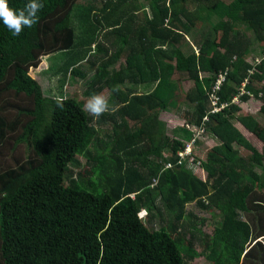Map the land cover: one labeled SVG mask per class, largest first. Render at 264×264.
Segmentation results:
<instances>
[{
	"label": "trees",
	"instance_id": "16d2710c",
	"mask_svg": "<svg viewBox=\"0 0 264 264\" xmlns=\"http://www.w3.org/2000/svg\"><path fill=\"white\" fill-rule=\"evenodd\" d=\"M41 2L39 22L19 36L0 22V264H263L264 127L241 106L258 102L264 118V0ZM44 57L60 76L56 96L31 76ZM86 64L82 95L107 91L115 113L94 118L64 92ZM223 72L215 95L228 108L211 115ZM181 81L193 83L186 126L218 142L199 161L204 178L180 162L195 132L169 137L159 119ZM244 82L252 96L236 104ZM189 204L219 213L211 232Z\"/></svg>",
	"mask_w": 264,
	"mask_h": 264
},
{
	"label": "rangeland",
	"instance_id": "374dc122",
	"mask_svg": "<svg viewBox=\"0 0 264 264\" xmlns=\"http://www.w3.org/2000/svg\"><path fill=\"white\" fill-rule=\"evenodd\" d=\"M80 1H89V0H80ZM206 25L203 26V28H199V30L201 32H204L205 30H208L210 28V26L208 25V23H205ZM245 28V27H243ZM250 35L253 36V34L250 31ZM193 49H195L194 47H192ZM92 49H94V47H92ZM261 49L258 48V46L255 44L253 47V51L251 54V58H254L256 56V60L260 59L261 56ZM59 65L61 66L64 61H58ZM49 65L48 64V60L46 57L43 58V60L41 61V63L39 64V66L31 72V76L35 77L43 86V89L45 90V92L47 91V88L49 89L50 93L53 94L54 96H56L58 94L59 91V87H60V76L56 75V66L51 67L49 69ZM89 66L86 64L85 66H83L82 71L85 73L86 78H81V76H71L68 78V84H66L63 87V90L65 93H67L69 96L76 98L77 102L82 103L83 105L85 104V102L87 101V98H85L82 93L84 91V82H86V79L89 78V76L91 75V73L88 71ZM175 80H179L178 75L174 77ZM193 86V83L189 82V81H181L179 83L177 92H176V97H175V105L173 106L172 102L170 104V106H172V108H168L169 112H162L159 115V119L161 122H163L166 125V129H167V135L169 137H171V135L173 134V131L175 130H179L182 129L183 127L186 128V121H184L182 119L183 114L186 111H189L191 108L189 106H187V104L185 103V92ZM152 88V86H146V87H136L135 91L136 92H140V93H144V92H148L150 91V89ZM103 94L109 98V93L107 91H104ZM257 107H258V102L256 101H251L249 103L244 104L241 106V109L250 115H253V117L261 124L262 127H264V118L262 116H260L257 112ZM238 122V121H237ZM239 125V124H238ZM245 135L249 137L248 141L251 142L252 146H254L255 148H257L258 150H261L262 145L258 143V141L254 138L251 137L252 135L248 134L247 132H245ZM197 141V147L195 148L193 154L194 156L198 157L197 160L202 161L205 159L206 153L207 151L213 147L218 145V142L216 139H208L205 141L200 138ZM242 149V148H241ZM20 150V149H18ZM242 153L246 154L247 150L242 149ZM11 152H8V154H6V156L9 155V159L11 158ZM79 162L81 164V167H83L84 165V159H79ZM190 163V162H189ZM187 167H189L195 174H197L198 176H200L201 178L205 177V171H203V169L200 167L199 162H195L194 164H187V162L184 163ZM79 168V169H80ZM78 169H75V171H77ZM188 210H192L195 213H197L198 218H204L205 219V224L202 227V231L203 232H211L212 229V225L216 224L217 222H219L220 220V216L219 213L216 211L214 213H209L207 211H203V210H199L198 208H195L193 206V204H189L188 205ZM142 217V221L143 223L147 226V228L149 229H157L158 228V224L156 225H150L146 218H145V214L142 212L141 214ZM154 222L158 223V218L154 219ZM195 249L197 251H199V247H195ZM194 263L197 264H209L208 262H206L203 258H199L197 260H195Z\"/></svg>",
	"mask_w": 264,
	"mask_h": 264
},
{
	"label": "clouds",
	"instance_id": "9594fccd",
	"mask_svg": "<svg viewBox=\"0 0 264 264\" xmlns=\"http://www.w3.org/2000/svg\"><path fill=\"white\" fill-rule=\"evenodd\" d=\"M43 7L44 4L41 0H28L24 7L19 9L10 7L9 0H0V22H2L14 36H19L25 28H32L39 22L38 13ZM112 91L119 93L121 91V86L119 84L114 85ZM66 99V96L57 97V107L63 109ZM83 111L94 118H98L108 112L115 113L117 108H110L108 98L101 92L95 93L87 99Z\"/></svg>",
	"mask_w": 264,
	"mask_h": 264
},
{
	"label": "built area",
	"instance_id": "2783aa9c",
	"mask_svg": "<svg viewBox=\"0 0 264 264\" xmlns=\"http://www.w3.org/2000/svg\"><path fill=\"white\" fill-rule=\"evenodd\" d=\"M263 58H264V54H263ZM260 62V59L255 61L254 66H256V64H258ZM253 72V70H252ZM227 77V72H223V73H219L217 75V79L214 85V88L212 89L213 92L209 94V102H210V111L209 113L211 115L213 114H217L221 111H223L224 109L228 108V105H219L218 104V98L216 97V92L220 89L221 84L224 82V80H226ZM247 82H244L242 84V88L239 89L240 90V94H238L235 98H234V103L239 104L240 103V96L244 95V94H248L250 96H252L250 94V92L248 90L245 89ZM207 119V118H206ZM206 119H204V121H206ZM186 128L188 130H191V128L187 125ZM192 132H195V136H193L191 144L187 146V148L185 149L184 152L179 153L180 154V162L185 163L187 162V164H194V156L192 155V149L191 147L196 143V141L199 139L197 137H200L203 135L204 131L202 128H195L193 129ZM190 162V163H189ZM195 162H199V161H195Z\"/></svg>",
	"mask_w": 264,
	"mask_h": 264
},
{
	"label": "crops",
	"instance_id": "0c3cea01",
	"mask_svg": "<svg viewBox=\"0 0 264 264\" xmlns=\"http://www.w3.org/2000/svg\"><path fill=\"white\" fill-rule=\"evenodd\" d=\"M257 109H258V107H257ZM256 114H257V112H256ZM190 128H191V130L190 131H193V129H194V127H193V125H188ZM236 127H238L243 133H244V131L245 132H247L243 127H241L240 126V124L238 125H236ZM248 134H250L249 132H247ZM245 134V133H244ZM197 142L198 141H196V143L191 147V149H192V155L194 156V154H193V152H194V150H195V148L197 147ZM197 144V145H196ZM197 161H199V160H197ZM201 167V166H200ZM189 168V167H188ZM202 168V167H201ZM204 171V170H203ZM257 193L260 191V187H258L257 189ZM249 201H250V199H249ZM252 204H256V201H250L249 202V208L252 206ZM214 212H216V211H214ZM244 219L245 220H248V217H247V215H244ZM256 241L257 242H262L263 244H264V233H261V234H259L258 236H257V238H256ZM263 264H264V261H263Z\"/></svg>",
	"mask_w": 264,
	"mask_h": 264
}]
</instances>
